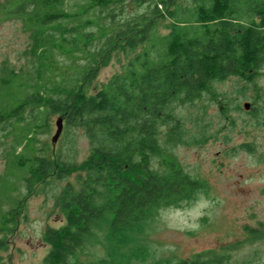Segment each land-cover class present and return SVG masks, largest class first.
<instances>
[{"label":"trees","instance_id":"1","mask_svg":"<svg viewBox=\"0 0 264 264\" xmlns=\"http://www.w3.org/2000/svg\"><path fill=\"white\" fill-rule=\"evenodd\" d=\"M125 0H4L0 17L18 19L30 33L37 79L15 69L0 70V126L19 131L6 176L19 174L26 196L12 199L7 184L0 192L12 203L3 213L0 234L17 225L26 201L49 179L67 181L57 198L65 215L60 227H48L44 264H133L142 261L146 226L163 210L180 208L207 189V183L164 158L166 143H184L175 109L213 95L212 84L231 77L251 80L264 71V0H132L150 13L132 18L97 42L92 27L113 18L111 5ZM72 7H81L70 11ZM164 8V13L162 9ZM99 12V13H98ZM97 19H86L90 14ZM172 20L167 35L160 19ZM75 22L72 28L68 24ZM65 24V25H64ZM102 29V28H101ZM88 61L67 79L58 75V57ZM127 63L100 88L94 81L114 55ZM28 80V81H27ZM27 81V82H26ZM9 98H16L13 102ZM49 115H61L66 127H80L90 150L80 164L65 161L55 149L39 145L35 127ZM18 148L21 149L18 152ZM248 149L249 146L242 145ZM157 158L161 167L155 165ZM5 176V177H6ZM73 180H70V179ZM15 188V187H13ZM251 234H254L252 231ZM6 238V237H4ZM103 238L104 257H94ZM5 240L0 249H6ZM227 254L208 251L176 264H225Z\"/></svg>","mask_w":264,"mask_h":264},{"label":"rangeland","instance_id":"2","mask_svg":"<svg viewBox=\"0 0 264 264\" xmlns=\"http://www.w3.org/2000/svg\"><path fill=\"white\" fill-rule=\"evenodd\" d=\"M192 2L181 0L183 6ZM139 5L132 0L111 5L110 13L115 12V16L104 18L102 22L99 19L101 27L88 30L98 39L91 51L104 46V39L99 40L104 27H108L109 33L138 15L150 13L147 4ZM79 9L81 7H72L70 11ZM97 17L95 13L86 19L95 20ZM159 22V34L167 35L171 27L165 26H171L172 20L160 19ZM65 24L72 28L75 22ZM88 58V53L77 58L58 57L62 67L57 74L65 79L75 75ZM35 63L30 33L25 30L23 22L0 17V70L15 69L33 83L37 79L33 69ZM125 63L127 60L123 55H114L110 64L100 70L94 81L95 89L120 73ZM212 91L213 95L205 94L201 100L175 109L184 143L169 147L166 143L169 127L166 126L161 129L160 139L164 158L172 159L191 175L204 180L207 189L183 207L163 210L146 226L140 242L146 249L145 259L133 264H176L208 251L227 254L225 264H264V71L251 80L231 77L216 82L212 84ZM9 99L17 101L16 98ZM246 103L249 110L245 108ZM60 118L63 117L49 115L45 127L38 122L35 135L39 145L55 149L65 161L80 164L89 155L88 139L80 127L68 128L63 119L62 133L53 143ZM18 134L19 131L0 126V178L4 177L2 188L5 184L11 187L12 199L27 195L19 174L6 176L14 158L13 147ZM242 145H248L249 150ZM20 150L18 148V152ZM160 159L155 160L158 167L162 164ZM66 184L67 181L51 178L48 184L37 187L36 195L27 199L17 225L10 233L0 234V241L4 239L6 246V249H0V264H44L49 251L45 232L48 227H60L65 222L57 198ZM3 189L0 192L2 200L5 197ZM201 198L210 204L197 209L195 205ZM7 201L3 200V213L12 208V203ZM176 209L194 210L195 215L185 223L175 218ZM200 211L204 215L197 219ZM191 223H197L199 227H188ZM103 241L101 238L96 248L87 251L93 257H104Z\"/></svg>","mask_w":264,"mask_h":264},{"label":"clouds","instance_id":"3","mask_svg":"<svg viewBox=\"0 0 264 264\" xmlns=\"http://www.w3.org/2000/svg\"><path fill=\"white\" fill-rule=\"evenodd\" d=\"M209 204H210L209 201H206L203 198H201V200L197 201L195 208L202 209V208L207 207ZM194 215H195L194 210L176 209V211H175V218H177L181 221H184L185 223H187L188 219L193 217ZM203 215H204L203 211H200L196 218L198 219L199 216H203ZM188 227L195 229V228H198L199 225L197 223H191V224H188Z\"/></svg>","mask_w":264,"mask_h":264},{"label":"water","instance_id":"4","mask_svg":"<svg viewBox=\"0 0 264 264\" xmlns=\"http://www.w3.org/2000/svg\"><path fill=\"white\" fill-rule=\"evenodd\" d=\"M245 108L247 110H249V104L246 103L245 104ZM57 127H58V130H57V133L55 135V137L53 138V143H56L58 138L60 137L61 133H62V130H63V118H60L57 122Z\"/></svg>","mask_w":264,"mask_h":264}]
</instances>
